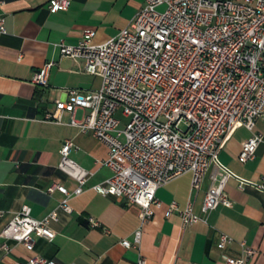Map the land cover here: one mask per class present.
Segmentation results:
<instances>
[{
	"label": "built area",
	"instance_id": "built-area-1",
	"mask_svg": "<svg viewBox=\"0 0 264 264\" xmlns=\"http://www.w3.org/2000/svg\"><path fill=\"white\" fill-rule=\"evenodd\" d=\"M71 2L50 0L49 9L57 13ZM5 33V18L0 16V35ZM94 35V30L85 29L77 45L61 42L58 47L62 56L83 60L85 71L101 78V88L87 93L68 90V100H56L55 112L47 118L60 122L61 113L68 110L72 126L91 132L108 148L103 164L113 175L93 189L140 208V227L132 240L121 244L138 251L136 264H147L141 251L142 229L162 205L156 197L160 187L190 173L192 190L198 191L215 169L202 216L194 214L192 203L180 212L184 229L206 221L220 205L232 206L224 193L231 178L241 191L252 187L264 192V176L258 182L240 178L218 158L239 128L252 132L242 143L241 163L252 160L263 142L262 134L253 130L264 114V0H145L116 37L94 44ZM52 65L34 73L32 83L47 86ZM78 108L87 111L81 121L73 117ZM72 149L67 140L59 168L78 182L74 195H79L92 172L70 158ZM56 189L71 195L63 186H52L49 192ZM60 207L71 212L67 200ZM174 210L172 203L167 214ZM52 220L55 213L37 219L29 206H23L0 237L32 248L37 238H55ZM229 241L223 235L218 248ZM2 247L8 249L5 243ZM242 247L240 258L228 257L224 264H251L255 251ZM14 264L51 263L33 256Z\"/></svg>",
	"mask_w": 264,
	"mask_h": 264
},
{
	"label": "crops",
	"instance_id": "crops-1",
	"mask_svg": "<svg viewBox=\"0 0 264 264\" xmlns=\"http://www.w3.org/2000/svg\"><path fill=\"white\" fill-rule=\"evenodd\" d=\"M49 2L0 0L6 27L0 35V233L29 206L37 219L55 213L50 227L56 236L51 241L37 238L32 248L0 237V264L26 262L33 256L51 264H136L138 251L121 242L132 240L140 227V208L93 189L113 175L103 164L108 148L91 132L72 126L68 110L61 113L60 122L47 116L54 114L56 100H68V90L95 92L102 84L99 76L85 71L83 60L62 56L58 44L77 45L85 29L94 30V44L107 42L130 25L145 0H72L57 13L50 11ZM47 63H53L47 86L34 85V73ZM86 113L78 108L73 117L81 121ZM253 132L262 134L263 142L252 160L238 159L242 143L252 135L246 128L235 131L218 158L240 178L258 182L264 176V114ZM67 140L73 143L70 158L92 172L79 195H74L78 182L59 168ZM213 171L198 191L192 190L190 173L157 190L162 205L142 229L147 264H224L228 257L242 256V244L255 251L251 264H264V192L252 187L241 191L234 178L224 189L231 207L220 205L206 221L182 228L180 212L189 203L194 214L202 216ZM52 186H63L71 195L49 192ZM64 200L71 212L60 207ZM172 203L176 210L168 215ZM223 235L230 241L219 249Z\"/></svg>",
	"mask_w": 264,
	"mask_h": 264
},
{
	"label": "rangeland",
	"instance_id": "rangeland-1",
	"mask_svg": "<svg viewBox=\"0 0 264 264\" xmlns=\"http://www.w3.org/2000/svg\"><path fill=\"white\" fill-rule=\"evenodd\" d=\"M159 11H163L164 10V7H159L158 8ZM123 127V125L121 126V128Z\"/></svg>",
	"mask_w": 264,
	"mask_h": 264
}]
</instances>
